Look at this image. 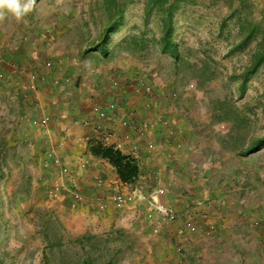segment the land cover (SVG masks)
Wrapping results in <instances>:
<instances>
[{
    "label": "rangeland",
    "instance_id": "374dc122",
    "mask_svg": "<svg viewBox=\"0 0 264 264\" xmlns=\"http://www.w3.org/2000/svg\"><path fill=\"white\" fill-rule=\"evenodd\" d=\"M118 2L124 24L107 55L95 48L118 19L113 0H34L23 19L0 18L1 43L21 48L28 60L51 62V70L75 66L77 77L83 62L86 81L103 69L123 79L143 76L159 88L155 96H165L161 113L175 123L183 146L163 126L153 129L148 135L157 146L144 152L142 163L159 180L123 210L87 215L66 198H51L66 177L43 159L44 150L33 152L29 141L8 135L0 113V264H264V227L253 225L264 215V65L243 87L259 42L240 47L246 6L239 0L181 4L174 56L162 49V11L149 13L146 0ZM252 3L254 18H264V0ZM166 171L171 186L160 182ZM160 187L166 194L155 199L192 212L194 230L183 220L160 224L148 199Z\"/></svg>",
    "mask_w": 264,
    "mask_h": 264
},
{
    "label": "crops",
    "instance_id": "0c3cea01",
    "mask_svg": "<svg viewBox=\"0 0 264 264\" xmlns=\"http://www.w3.org/2000/svg\"><path fill=\"white\" fill-rule=\"evenodd\" d=\"M0 41L4 43V38L1 39V36ZM7 47L8 46L5 48L6 59L19 61L25 64L29 69L35 70L43 75V79L39 82L40 99L37 105L33 101L23 100L19 95L21 92L20 87H22L23 82L27 81V77H22L18 74L15 75L9 70L7 65L0 64V69L6 71L8 76L12 77L11 82L2 83L0 89V93L7 96L6 107L4 109L0 108V113L3 116L1 120H3V124L7 127L6 130L11 128L12 133L8 135L12 136L14 134V138L20 143L29 141L30 145H32L31 148L33 152L35 150H44L45 158L43 159L48 161L50 159V161L53 162V158L59 155L63 164H69L73 168L74 172H76L75 174L78 181L76 180L74 183L66 181V185L71 190L79 188L82 192L84 200L80 204V209L84 214L89 215L90 212H96V200L113 191L115 185H117L115 182H118L125 188L129 187L130 189H135L139 197L138 200H141L142 195H146L151 190V182L159 180L156 179L157 173L152 170V167L143 170L145 162L142 163V161L146 154H142V159H138L141 168L138 180L132 185L125 184L120 180L115 168L108 160L95 156L90 152V141L88 138L96 139L99 134L94 125L98 122V119L91 109L92 101H97L102 105H105L109 101H115L120 104L117 119L107 122L110 126L115 125V129H118L119 118H132L128 112L135 108L133 106L134 102L138 110L142 111L145 115V103L137 96H133V93L130 91L119 90V92H114L111 91L109 87H105L106 83L109 81L110 73L102 74L106 71L103 68V71L100 72L101 75L97 77L94 76L91 80L88 79V81H86V76L82 75L81 77V73L84 72V69L80 64L83 66V62L78 63V68L81 72L79 73L80 76L77 77L75 73L79 71H77L75 66L65 70L59 68L47 70L48 68L45 67L43 62L33 59L28 60L23 51L20 50L21 48L18 49L15 46L11 48ZM98 52L101 53V49L95 51V53ZM41 55L42 54H40V56ZM91 55L92 54L88 55V57ZM85 56H82V58ZM100 69L101 68H97V70ZM66 76L73 78L72 85H54L53 80L55 77L63 78ZM73 76H76L77 83H79L78 87H74ZM12 90H14V92L16 90L17 95H10L9 93ZM156 112H161V108H156ZM36 113L48 114L51 117V123L46 127H35L31 125L30 116ZM176 139H178V137ZM178 141L183 143L182 140L180 141L178 139ZM127 143H129V141ZM181 145L183 146V144ZM122 152L127 153L125 151ZM38 159L37 160L40 162L43 160L41 157H38ZM167 164L170 165L169 162H167ZM55 172L58 174V168ZM96 173L103 174L108 178L106 185L101 189L94 185L91 178L92 175ZM159 175L160 182L168 183L170 186L172 185L173 176L171 173L166 171V173H160ZM71 198L72 195H67L66 202H68V200L70 202ZM162 201L167 202L169 199L164 197Z\"/></svg>",
    "mask_w": 264,
    "mask_h": 264
},
{
    "label": "built area",
    "instance_id": "2783aa9c",
    "mask_svg": "<svg viewBox=\"0 0 264 264\" xmlns=\"http://www.w3.org/2000/svg\"><path fill=\"white\" fill-rule=\"evenodd\" d=\"M27 40L28 37L23 38L24 42ZM5 48L6 46H4V44H2L0 41V64L7 65L9 67V70L15 75L18 74L22 77H27V81L23 82L22 87H20L21 92L19 93V95L23 100L33 101L38 105L40 99L39 82L43 79V75L39 74L35 70L29 69L27 66H25V64H22L19 61H16L14 59H6ZM45 67L50 69L52 67V63L49 61L46 62ZM11 78L12 77L8 76V73H6V71L0 69V89L2 87V83L11 82ZM53 83L56 86H66L72 85L73 80L70 76H66L63 78L55 77ZM105 87H109L111 91L114 92H119V90L132 92L133 96H137L142 100L143 103H145L146 110L144 115V113L138 110V108L134 105V102L133 106L135 108L129 110L128 112V114L131 115L132 118H119V125L117 127L118 129H115V125L110 126L107 124V122L117 119V113L119 111L120 104L115 101H109L105 105H102L97 101H92L91 109L96 114L98 119V122L94 124L95 129H97L99 132L96 139L102 141L105 145H112L115 148L120 149L121 151H125L127 152L126 154H130L138 160L142 159V154L144 155L143 152L148 154L152 153L156 149L157 143L154 140L149 139L148 135L149 132L151 133L156 127H159L161 130H163L164 127L165 129L163 131L168 130V132L166 133V136L168 138H176L174 136L176 135V133H178V130L175 126V123L171 124V118L169 116H165L164 113L156 112V108L161 107V101H163V98L165 96H155V94L159 92V88L153 85V83L148 79L144 78L143 76L123 79L116 75H110L109 81L106 83ZM9 94H14V96L17 95L16 90L15 92L14 90H12ZM172 97L173 96H171V98ZM6 100L7 96L0 93L1 109H4L6 107ZM30 123L35 127H46L51 123V117L48 114L44 113L32 114L30 116ZM88 140L91 141L94 139L88 138ZM128 141L129 143H127ZM178 145L179 147H181V142H179ZM52 163L54 164V166H56V168L60 169L59 172L61 175L66 177V181H70L72 183L76 182V172H74L73 168L69 164H63L62 159L59 155L53 158ZM91 178L94 185L100 189L106 185L108 180L105 175L100 173L93 174ZM115 184L117 185H115L113 191L96 200L98 211L100 210L102 212H109L111 210H123L130 205H133L138 200L139 197L135 189L126 191V189L128 188H125L118 182H115ZM166 191V188L160 187L159 189L152 191L151 196L148 197L150 205L159 214V217L161 219L160 224L183 220V226L186 230H194L195 219L192 212L187 210L186 213L182 214L176 208L165 205L164 203L155 199L166 194ZM68 193L72 195V198L70 200L71 207H79L81 202L84 200V196L79 188L71 190L66 184H62V186H57L56 188L52 189L50 192V196L53 199H65L66 197L64 196H67ZM143 197L144 195H142L141 199ZM160 224L153 229L154 232L160 231ZM253 225L255 227H264V215L255 219L253 221Z\"/></svg>",
    "mask_w": 264,
    "mask_h": 264
},
{
    "label": "trees",
    "instance_id": "16d2710c",
    "mask_svg": "<svg viewBox=\"0 0 264 264\" xmlns=\"http://www.w3.org/2000/svg\"><path fill=\"white\" fill-rule=\"evenodd\" d=\"M195 0H146V6L148 12L151 13L154 8H158L164 13L163 21L164 32L161 38L162 49L165 53H170L177 56L178 45L173 40L175 33L174 28V16L179 6L184 3H193ZM235 0H231L233 4ZM240 4L246 6L247 13L239 18L240 31L243 34V40L240 47L246 46L254 38H259L257 48L252 55L251 66L243 74V87L262 65H264V18H254L253 8L254 3L251 4V0H239ZM114 13L117 14V18L110 23L105 30L104 38L96 45L97 50L101 49L103 55L108 54V42L111 39L113 33L119 30L120 26L124 24V8L119 4L118 0H113ZM248 8V9H247ZM236 13V12H235ZM90 51V50H88ZM89 150L95 156L101 157L109 161V163L115 168L120 180L125 184H135L140 176L139 161L132 155L122 152L120 149L115 148L112 145H105L102 141L94 139L90 141ZM250 153V152H248Z\"/></svg>",
    "mask_w": 264,
    "mask_h": 264
},
{
    "label": "clouds",
    "instance_id": "9594fccd",
    "mask_svg": "<svg viewBox=\"0 0 264 264\" xmlns=\"http://www.w3.org/2000/svg\"><path fill=\"white\" fill-rule=\"evenodd\" d=\"M33 4L34 0H0V18L8 13L21 20L33 10Z\"/></svg>",
    "mask_w": 264,
    "mask_h": 264
}]
</instances>
